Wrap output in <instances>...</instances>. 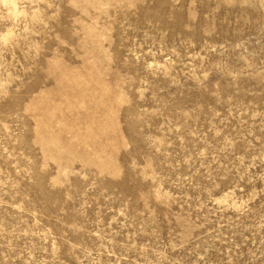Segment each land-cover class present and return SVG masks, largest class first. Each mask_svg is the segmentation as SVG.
Instances as JSON below:
<instances>
[{"label":"rangeland","instance_id":"1","mask_svg":"<svg viewBox=\"0 0 264 264\" xmlns=\"http://www.w3.org/2000/svg\"><path fill=\"white\" fill-rule=\"evenodd\" d=\"M0 264H264V0H0Z\"/></svg>","mask_w":264,"mask_h":264}]
</instances>
